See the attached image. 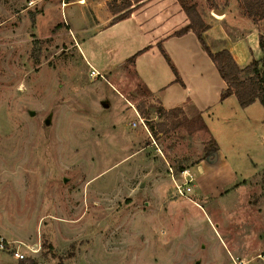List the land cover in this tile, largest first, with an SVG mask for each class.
<instances>
[{
  "label": "rangeland",
  "instance_id": "obj_1",
  "mask_svg": "<svg viewBox=\"0 0 264 264\" xmlns=\"http://www.w3.org/2000/svg\"><path fill=\"white\" fill-rule=\"evenodd\" d=\"M127 1L0 0V264H264V109L258 101L242 109L234 96L216 105L222 81L194 37L185 44L202 51L206 83L193 102L212 108L202 113L211 135L198 133L201 120L160 114L126 91L139 113L129 128L134 115L114 82L87 66L117 67L127 79L120 72L137 53L136 28L119 27L125 45L89 37ZM187 2L211 29L209 51L238 41L246 22L253 37L238 68L261 60L264 20L253 23L238 0ZM225 7L233 16L218 29L208 16L219 19L212 10ZM168 52L189 77L179 41ZM145 55L136 67L144 89H156L144 80L151 73L159 85L173 80L159 52ZM181 170L192 180L187 198L176 193Z\"/></svg>",
  "mask_w": 264,
  "mask_h": 264
},
{
  "label": "crops",
  "instance_id": "obj_2",
  "mask_svg": "<svg viewBox=\"0 0 264 264\" xmlns=\"http://www.w3.org/2000/svg\"><path fill=\"white\" fill-rule=\"evenodd\" d=\"M136 7L138 8L135 11H132ZM231 7H232V10L237 11L236 10L237 8L234 3L233 4L231 3ZM130 9H132L130 12V15L126 19L114 25H109L108 23H106L104 27L98 29L95 33H92L89 36V37L94 38L96 36L104 35L105 39L112 40L115 45H125L124 38L127 35V33L119 27L127 23V24L133 25V27L136 28V31L138 32V37H136V39H138L140 43L138 44V46L134 47V50L132 51V53L137 52L138 55L137 57H135L136 59H134L135 60L133 61L134 63L133 62L129 63L127 61L124 66V70L120 72V73H123V76H126L127 79H124V77H120V74L117 73L119 72L117 67L103 65L102 67H99L98 69V67L94 66L92 62L91 63L87 62V66L90 68L91 71H94L93 75H96L98 77L99 76L104 77L105 79L109 77L114 82L113 84H115L118 90L114 87H112V89H115V91L122 98H124L123 101L128 106V108L132 110V113L134 115V119L131 120L130 126H129L130 122L128 123L129 128L130 127L132 129L135 128V127H132V124H133L132 121L133 122L134 120L137 121L136 116H139V113L137 112L138 110H136L135 104L125 98L126 91H131L128 94L129 96H131V99L134 101L145 100L146 101L145 105H147V103L156 104L158 107L157 110H160V114H166L167 112L172 111L173 112L172 116H176V112H177L179 113L178 115H181L182 117H184V119H187L188 121H192L194 118L199 117L200 120L202 121L201 122L202 125H204L205 127V130L200 127L201 129L197 130L198 133L199 132L201 133L203 131H208L210 133L209 126L206 123L207 120L205 119L203 120L202 113L207 114L208 110L212 108L206 107L204 109H197L196 108L197 105H195V103L193 102V95H194L193 92H195V90L197 89H201V85H203L204 82L206 83V81H204L203 71L201 69L202 68L201 62L203 60L202 51L199 52L196 48L195 52H193L191 49L193 46L191 47L185 44V39H194V37L196 38V36L192 32H188L181 36L173 35L174 32L183 28L188 23L185 14L180 9V6L178 5V3L174 2V0H144L137 5H133ZM212 11L213 13L215 12L214 9ZM218 12H220L219 15L222 16V18H219L220 20L210 18L209 16H208V19L209 20L212 19V21H215L218 24V26L216 27L218 29H221L222 28L221 25H223V21H227V19L228 21H230V17L233 15H231L227 7H225L224 10L218 11ZM242 21H245V20H242ZM172 22H173V25H171ZM243 24L246 25V22L242 23L241 27L243 29L241 30V37L239 38V40L235 41V40L229 39L227 40L229 41L228 43H230L229 47L228 46L225 47V49L230 53L233 60L238 65V67H243L247 64L248 58H246L245 52H246L247 46L251 43V40H252L251 37H253L252 30H250L249 28L245 29ZM172 26L174 27L171 29ZM210 33H211V29H208L203 34V39L205 40V38ZM223 35L224 34L221 33V37ZM174 40L179 41L180 43V49H181L180 54L184 55L186 59H188V61L187 60L186 61L192 70L191 71L192 74L189 77H186V76L184 77V75H182V73L178 69V66L175 60L173 59V55L170 52H168V43H171V41H174ZM159 45H160V48H162L169 62H166L165 58L162 55L161 56L163 57L165 63L170 67V69L171 67H173L175 73H173V80L169 81V83L165 85H159L157 83L158 79H156L155 74L151 73L149 77L150 79L149 80L144 79V80L148 83L151 82L153 85L156 86V89L154 91H148L143 88L144 87L143 81H142V78L140 77L142 74V71L140 75L139 74L137 75L136 67L139 68L141 58L143 56H146L145 54H149L152 56L154 55V51L157 53L158 52L160 53L159 48H158ZM253 50H254V53H258L259 50H258L257 43L255 44ZM211 65H212L211 67H213L212 69L215 70L212 63ZM132 73L135 76L133 81H131L130 79V77H132L131 75H133ZM221 85L223 86V88L222 86H220V88H222L220 93L225 89V84L223 81ZM128 88L131 90H128ZM134 89H137L136 90L137 93L133 91ZM171 90L172 92L175 91L176 94L170 93ZM220 93H219V96H220ZM138 94H140V96ZM232 98L235 99L233 96H231L223 101L218 100L216 105L219 103V105L222 106L226 104L228 101H230V99ZM149 108L151 110L152 109L154 110V107L152 106H149L148 109ZM216 155H217V152L212 154V156L210 157L213 159L212 162L206 161V162H201L198 165H196L194 168V170L196 169L195 172L202 173L203 172L202 168L204 166L206 165L213 166V162L216 163L215 162V160L217 159ZM191 172L193 173V171ZM195 174H193V176L196 178Z\"/></svg>",
  "mask_w": 264,
  "mask_h": 264
},
{
  "label": "trees",
  "instance_id": "obj_3",
  "mask_svg": "<svg viewBox=\"0 0 264 264\" xmlns=\"http://www.w3.org/2000/svg\"><path fill=\"white\" fill-rule=\"evenodd\" d=\"M142 1L144 0H128L124 6L126 8L114 9L113 14L115 17L111 20V25L129 17L130 13L123 12V10L126 9L128 11L133 5H137ZM177 2L180 9L185 14L188 23L183 28L174 32L173 35L181 36L188 32H192L202 47H204L216 72L225 84V89L219 96L220 101L234 96L236 97L239 107L242 109L252 105L255 101H258L260 106L264 109V37L259 36V48L262 53L261 60L252 61L248 67L244 70H240L228 51L222 50L217 53H211L208 50L203 40V34L208 30V26L205 25L201 19L196 4H189L187 0H177ZM238 3L244 15L251 19L253 23L257 24L264 20V0H238ZM158 48L166 62H169L162 48H160V45ZM137 55L138 53L131 57L128 62L132 63ZM171 69L173 73H175L173 67H171ZM244 72H251L252 76L244 81H240L239 75ZM172 114V111L166 113L169 117H171ZM197 120H200V118L197 117ZM200 127L205 130L204 125H200ZM18 264L34 263L31 260L25 259L19 261Z\"/></svg>",
  "mask_w": 264,
  "mask_h": 264
},
{
  "label": "built area",
  "instance_id": "obj_4",
  "mask_svg": "<svg viewBox=\"0 0 264 264\" xmlns=\"http://www.w3.org/2000/svg\"><path fill=\"white\" fill-rule=\"evenodd\" d=\"M94 74V71H91V75ZM139 124L143 127V129L147 132V128L146 125L144 124V122L139 118L138 119ZM133 126H136V123L132 124ZM181 177L183 178V183L182 184H178L176 185V193L179 197H188L191 194V178H189V175L186 174L185 171L181 172ZM6 244H3L2 241H0V250L1 251H6ZM13 257L15 259H21V256L17 253L14 252Z\"/></svg>",
  "mask_w": 264,
  "mask_h": 264
},
{
  "label": "bare ground",
  "instance_id": "obj_5",
  "mask_svg": "<svg viewBox=\"0 0 264 264\" xmlns=\"http://www.w3.org/2000/svg\"><path fill=\"white\" fill-rule=\"evenodd\" d=\"M216 16H217V18H221V17H222V16H221V15H219V14H218V15H216Z\"/></svg>",
  "mask_w": 264,
  "mask_h": 264
},
{
  "label": "water",
  "instance_id": "obj_6",
  "mask_svg": "<svg viewBox=\"0 0 264 264\" xmlns=\"http://www.w3.org/2000/svg\"><path fill=\"white\" fill-rule=\"evenodd\" d=\"M215 13H216V14H220V12H218V11H215Z\"/></svg>",
  "mask_w": 264,
  "mask_h": 264
}]
</instances>
